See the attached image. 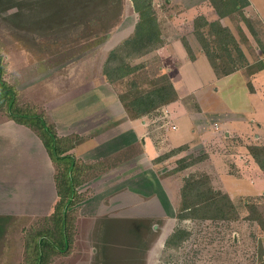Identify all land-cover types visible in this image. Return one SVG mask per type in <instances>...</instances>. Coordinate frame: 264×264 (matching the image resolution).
Instances as JSON below:
<instances>
[{
	"label": "rangeland",
	"instance_id": "obj_1",
	"mask_svg": "<svg viewBox=\"0 0 264 264\" xmlns=\"http://www.w3.org/2000/svg\"><path fill=\"white\" fill-rule=\"evenodd\" d=\"M6 1L8 0H5L4 3ZM254 2L260 8V12L256 9L250 10L249 5L246 14L255 26L258 36L252 33L241 16L237 17L239 21L229 17L222 19V22L229 25L238 38H240V33L236 27V22H239L243 27L244 33L249 39V42H242V47L250 62L249 67L244 73L235 74L228 78L226 81H228L229 89L224 90L219 84L216 86L209 84L213 70L207 58L203 56L208 68H205L204 72L200 69L198 74L194 73L197 85L203 84L201 91H198L199 101L193 92L184 96L186 103L193 109L192 118L195 126H199L202 132L208 133L205 146H203L202 141L197 140L193 147L187 144L190 148L160 163H155L152 159L154 156L164 153L169 145L167 147L151 146L146 153L149 156H145L146 154L143 155L146 150L144 148L145 141L141 134L147 128L148 131L152 130L149 131L150 134L148 135L154 138L152 140L154 144L158 141H164L165 138H163V134L161 135V130L165 128L164 126L169 128L171 125L174 118L171 109L166 107L167 109L161 110L163 112L158 118L154 121L150 119L144 126V118L131 117L119 99V91L125 86V83L114 85L106 80L102 72L110 51L134 31L137 13L133 8L132 0H121V5L117 2L114 3L112 12H108L104 19L97 23L95 21H97L100 12L96 10L92 13L94 8L89 10L91 14L80 11L82 13H79L78 16H71L70 12L69 15H66L70 8L76 9L78 7L79 9L80 6H76L78 4L76 0L64 2L66 10L62 12L63 16L58 17L51 25L45 24V19L48 20V17L39 16L42 13L41 9L34 19L32 17V19L14 18V15L10 14L13 10L0 13L2 77L15 92L16 105L28 111L44 112L49 121L56 127L59 135L77 136L79 140L76 141L74 153L78 159H96L112 164L110 169L99 173L79 186V191H84L88 196L105 193L114 195L118 191H122L119 189L120 187L127 188L129 183L143 181L141 178L143 176L144 179L154 178L157 183L158 180H162L166 187L168 193L166 199L157 204L158 208L148 210L142 218L127 219L121 215L116 217V214H112L111 218L96 217L92 220L86 218L82 224L125 229V227L137 226L141 220H147L154 224L152 230L162 240L166 239L171 230L179 224L193 227L190 220L181 221L177 218V206L180 203L185 172L175 173L169 169L174 166V161L180 156L188 153L195 155L207 153L208 157L191 169L207 170L213 177L214 185L221 187L235 198L240 212L239 223L241 225L232 221L230 228L228 223L221 224L220 228L217 227L218 229L211 227V225L197 227V231L195 230L191 235V239L186 242L185 247H182L187 253H182V258L179 261L166 259L170 258V255H165V242L163 246L158 242L156 252L151 255L153 264H264V256L259 257L257 253V237L261 233L253 224H249L243 218L247 213L243 206L245 196H255L259 202V207L264 211V171L257 164L248 147L249 144H264V67L262 69L256 68L257 62L264 60V0H254ZM154 4L158 11L163 36L171 40L185 37L187 40L185 42H188L191 51L196 47L199 52V44L194 39L192 32L193 11L190 10L189 16L186 15L187 18H183L182 22L179 20L177 23L173 22V18L179 11L182 12V9L191 8L197 4L201 5L197 9L213 20L217 16L213 18V7L209 0H171L168 3H165L164 0H155ZM85 25L93 28L94 34L86 36ZM107 27H110L108 34L106 32ZM105 34L107 35L105 36ZM185 42L182 41V45L186 51V59H191ZM171 44L176 46H173L172 50H176L179 46V43L174 41H171ZM198 52L195 50L193 53ZM132 62L143 63V67L129 77V79L137 81L141 89L151 88L154 80L162 81L164 79L163 74H166L174 84L176 77L181 76V71H186L184 59L181 58L175 63L174 59L163 58L157 51L134 59ZM82 63H85L86 67L90 65L86 73L80 72ZM56 80L58 81L56 82ZM232 84H235L233 88H236L239 93L237 90L232 92ZM217 86H219L220 91L214 94L213 90ZM49 88H57V92L50 98L47 97L49 96ZM233 96H237V100L233 99V102L229 103L228 98ZM73 98L80 100L75 104L77 109L73 107L67 109V105ZM211 98L217 99V103L223 108H228V105L242 107L233 112V125L228 119L213 115L218 121V129L214 126L213 116L205 117L196 111L200 106L199 103L206 105ZM58 103L62 105L58 106ZM178 107L174 106L173 112L180 113V107ZM5 110L3 108V111L0 110V112L3 113ZM5 112L9 114V111L6 110ZM87 115H92V117L86 119L85 116ZM127 118L131 120L126 121ZM254 119H257L259 123ZM13 122L17 123L18 121L11 120L5 122L4 125H15ZM18 123L15 125L18 130H23L24 134L29 133V135L27 134L28 142L35 141V144L44 146L41 138L37 139L33 135V132L36 133V131L31 126L26 123ZM186 125L188 126V123ZM233 127L238 128L241 133H249L252 136L227 137L225 131L234 132ZM30 135H33L35 140ZM257 135L261 138L256 139L255 136ZM109 151L116 153L110 156ZM39 164L37 158V163L32 166L40 179L50 180L45 185H48L51 194L53 193L56 197L57 188L55 191V181H52L56 173L53 160L49 156L47 157L48 169L39 167ZM143 173L144 175H142ZM121 180L126 182L123 186L122 183H119ZM24 186L25 183L18 184L17 191L19 192ZM150 187L152 186H146L144 192L141 189L142 186L137 187L139 188L137 190L143 192L144 201H150L151 204L161 197L158 196V192L156 194V191L148 190ZM8 198L10 201L11 197ZM58 198L56 197L54 206L49 205V203L46 204L47 201L40 206L37 209L39 216L32 214L27 218L24 216L23 220H8L6 224V226H10L8 228L3 226L4 218L0 217V263L2 260L4 261L3 264H22L24 262L27 234L31 230L42 229L46 224L45 218L52 214V212L49 214L46 212L49 209H55ZM13 204L14 201L9 206L4 205L3 207L9 210ZM78 221L79 218L77 229L80 224ZM152 230L150 229V232ZM119 231L128 233L124 236L125 239L131 240L137 236L133 231ZM101 235L96 234L98 237ZM108 235L113 236L114 233L110 231L105 235L107 238H111ZM139 236L141 235L139 234ZM233 236L238 240L237 245L231 244ZM80 242L76 238L71 254L56 258L52 264H90V260L82 258L83 247ZM3 256L5 258L1 259ZM134 257H137V251L125 252L120 258L131 261ZM139 257L138 255L137 260ZM91 264L95 263L92 262Z\"/></svg>",
	"mask_w": 264,
	"mask_h": 264
},
{
	"label": "trees",
	"instance_id": "obj_2",
	"mask_svg": "<svg viewBox=\"0 0 264 264\" xmlns=\"http://www.w3.org/2000/svg\"><path fill=\"white\" fill-rule=\"evenodd\" d=\"M65 1L67 0H39L37 14L40 13L41 9L42 13L39 16L48 17V20L55 21L58 17L63 16ZM76 1L78 2L76 6L79 5L80 7L79 9L78 7L76 9L70 8L71 16H78L82 12L91 14L89 10L94 8L92 13L96 10L100 12L96 23L104 19L108 12H112L114 3L122 4L121 0ZM170 1L164 0L165 3ZM209 2L216 12L217 18L211 20L204 13H200L195 16L193 21L192 32L200 50L206 55L218 77L231 74L239 69H246L250 62L244 52L242 42H249V39L239 22H236V27L240 33V38L235 35L229 25L222 22V19L229 17L239 21L237 17L241 16L252 33L258 36L255 26L246 14L250 0H209ZM132 3L137 13L134 31L110 51L102 72L106 80L114 85L125 83V86L119 91V99L131 117H147L154 121L160 116L161 110L167 104L178 99V91L166 74L162 75L164 77L162 81L154 80L153 86L148 89L139 88L137 81L129 79L143 67L142 62L133 63L132 60L154 53L168 42L163 36L158 11L154 4L155 0H132ZM84 27L86 36L94 34L93 28L89 25ZM109 30L110 27H107V34ZM182 41L187 40L183 37ZM185 45L190 53V58L195 59L194 51H191L188 42H185ZM257 63V69L264 67V60ZM1 66L0 64V110L5 108L18 122L31 126L41 138L56 166L54 180L59 200L52 214L45 218L46 224L42 229L31 230L27 234L26 258L22 264H52L56 258L69 255L74 248L79 204L88 196L84 191H79V186L99 173L110 169L112 164L108 161L78 159L74 153L76 141L79 140L77 136L71 134L61 136L44 112L28 111L18 107L15 103L14 91L9 89V84L2 77ZM248 147L251 155L264 171V144H253ZM187 148V144L173 147L156 156L153 160L155 163H160ZM207 157V153H199L198 155L188 153L177 158L174 161V166L169 169L175 173L185 172L180 203L177 206V218L181 221L190 220L193 227L183 224L174 227L165 241V255H170V258L166 259L181 260L182 253H187L182 247H185L186 242L191 239V235L197 227L211 225V227L220 228L221 224L228 223L230 228L232 221L241 225L239 223L240 212L235 198L221 187L215 186L213 177L207 170H192ZM243 206L247 210L243 217L244 220L251 225L253 224L261 233L257 237V253L259 257H262L264 256V211L259 207V202L255 196H245ZM140 223L142 224L140 225ZM138 225L134 226L133 229L149 227L152 230L154 224L151 221L141 220ZM215 232L218 231L215 230ZM157 237V234L152 230L151 244ZM231 244H238V240L234 236ZM136 258L134 257L133 260Z\"/></svg>",
	"mask_w": 264,
	"mask_h": 264
},
{
	"label": "crops",
	"instance_id": "obj_3",
	"mask_svg": "<svg viewBox=\"0 0 264 264\" xmlns=\"http://www.w3.org/2000/svg\"><path fill=\"white\" fill-rule=\"evenodd\" d=\"M199 7H201V5L196 4L194 7H191V8L187 7L185 9H182V12L179 11L178 12L179 15L176 14V17L173 18V22L177 23L178 20L179 22H182L183 18L184 19L187 18L186 15H188V12L190 10L193 11V14H194L193 18L200 13H204L200 11L199 9H197ZM249 9L250 10L256 9L258 12H260L259 10L260 8L255 4L254 0H250ZM212 14H213V18L217 16L214 10ZM193 18L191 19L192 26H193V21H194ZM167 40L169 41V43L167 42L165 45L160 47L157 50V52L163 58L168 57V58L174 59L175 63L176 61H179V59L181 58L184 59L186 71H181V76H178V78L176 77L175 82H174V86L176 87L178 91V99L170 102L162 109V110H165L167 108L169 110L171 109V113L173 114L172 117H174L172 119L170 127L168 128L167 126H164L165 128L161 130V135L163 134L162 136L163 138H165L164 141H158L157 143L154 144L152 142L154 138H152L151 135H148L150 134L149 131H152V130L148 131L147 128H145V130H143L142 132L143 134H141L145 141L144 148H146L145 151L143 150L144 151L143 155L147 153V150L151 146L167 147V145H169L167 150H165V152L173 147H179L185 144H190L191 147H193L194 142L197 140L202 141L204 143L203 146H205V140L208 134L207 132H202V129L199 128V126L198 127L195 126L193 118H192L193 109L191 108V106H189V104L186 103V100L184 99V96L187 93H192V92L195 93L198 98V91H201L203 84L201 83L200 86L197 85L194 73L198 74V71L200 72V69L203 70L204 72V69L208 68L207 63L204 61V58H203V56L206 57V55L201 50L198 52L197 48L195 47L193 51L195 52L196 50L198 52L195 54L196 58L194 60L189 59V58L186 59V51L184 50V46L182 45V39L174 38L173 40L171 39H167ZM171 41L179 43V46L177 47L176 50H172V47L175 45L173 44L170 45ZM208 63L211 69L213 70L209 60H208ZM245 70L246 69H239L231 74H228L222 77L216 76L213 70V74L211 75L212 78L209 84H213L214 86H216V84H219L221 87H223L224 90L226 88L229 89L228 81L226 80L230 78L231 76H234L235 74L244 73ZM246 77H248V75H246ZM231 86H232V92H235L237 90L236 88H233L235 84H232ZM245 90L247 91L246 87H245ZM219 91H220V88L219 86H217L214 88L213 93L216 94V93H219ZM237 98H238L237 96L229 97L228 102L231 103L233 102V99L237 100ZM198 101H199V98H198ZM199 105L200 106L196 110L199 114L205 117H209V118L213 115H217L223 119H228L231 125H233L234 123V120H233L234 118H232L234 116L233 112L242 108V107L228 105V103H227L228 108L220 107L219 104L217 103V99L215 98H211V100L206 105H204V103H199ZM174 106L180 107V108L178 107L180 109L179 111L180 113L175 112V111L173 112L172 108H174ZM91 117L92 115L85 116L86 119L91 118ZM129 118H127L126 121L131 120ZM143 118H144L143 119L144 126H146L147 121H150V119L147 117H143ZM212 119H214V123H215L214 126L219 129L216 116H213ZM254 120L257 121V123H259L257 119H254ZM186 123H188V126L186 125ZM4 124L5 123L0 124V147H6V145L11 146V142L7 144L5 139L12 140L15 137L14 135H17L21 141L20 144L22 145L20 149L24 151L23 153L30 152L31 154H33L34 159L33 158L30 159L27 155L23 157L21 159V162H22L21 167L15 175H11V176L7 175L8 177H6L0 174V190H3L4 188L8 190L7 194L0 193V217L6 218L9 215H13V212L16 211V209H19L22 215H24L26 218L32 214L39 216L37 209L40 206L45 204L46 201H47L46 204L49 203V205L54 206V203H55L54 201L56 200V197L58 198L57 192H56V197H55L53 193L51 194L50 192L51 190L49 189L48 185H45V183L46 182L48 183L50 180H47L46 178H44L45 180L40 179L38 175L36 174L34 167L32 166L34 163L35 164L37 163V158H38V161L40 162L39 167L43 169L45 168L48 169V165H46L48 153H46L47 151L45 150L44 146L35 144V141L28 142L29 139L27 137V134L29 135V133L27 132V134H24L23 130L22 131L18 130L15 127L16 123H14L15 125L13 124L4 125ZM173 125H176V127L174 128ZM233 131L234 132L230 133L228 130H226L225 131L226 136L227 137H230V136L235 137L236 135L239 137L244 136V135L252 136L249 133L248 134L241 133L240 131H238V128L236 127L233 129ZM33 135H30V136L31 138L34 139L35 137H33ZM255 137L256 139L261 138L258 135ZM249 145H253V144H249ZM113 153H116V152H112V153H110V151L108 152L110 156H112ZM145 156H149V155L146 154ZM93 160H96V159H93ZM50 164L52 165L51 161H50ZM9 167H12V164H10ZM142 175H144V173ZM141 178L143 181L141 182L134 181L132 183H129L127 184L129 186L127 188L120 187L119 189H121L122 191H118L114 195L111 193L89 195L87 196L86 199H84L79 204L78 223L80 224L77 229L78 234H76L77 235L76 238H78V241H81L80 244L83 247V251H82L83 257L82 258L83 259L87 258L88 260H90V264L92 262L95 264H153L151 255L156 252L155 249H156L157 243L160 242L161 246H163V243L166 241V239L162 240V238H160L158 235L154 243L151 244V238H150L151 232H150L149 227H142L140 229L134 230L130 226L125 227V229L124 228L118 229V228H111V227H106V226H96V224L94 225L82 224L83 220L84 219L86 220V218L90 220L96 217L97 218H105V217L111 218L112 214H116L117 215L116 217L121 215L123 218H127V219H130L133 217L142 218V216L147 214L148 210L150 209L154 210L155 208H158L157 204L161 202V200H165L166 197L168 196V193H167V190H166V187L163 181L158 180V183H157L155 182L154 178L150 179L149 177V178L144 179V176ZM54 179L55 178L53 176L52 181H55ZM27 180H29V183H35V184L38 183L39 185L37 184V188L35 187L34 190L31 192V194H28L25 196V193H26L25 189L27 190V186H28ZM128 181L130 180L128 179ZM22 183H25V186L21 187V190L18 192L17 191L18 184H22ZM119 183L120 184L122 183V186H123L126 182L121 180L119 181ZM148 185L152 186L148 188V190L156 191V194L158 192L159 193L158 196L161 197L156 202L154 201L151 204L149 203L150 201H144V197L142 196L144 195L143 192L146 190V186ZM139 186H142L141 189H143L142 190L143 192H140V190H137L139 189L137 188ZM54 187L56 191L55 182H54ZM7 196L11 197L10 201ZM13 201H14V204L12 207H10L12 208V210L10 211L6 210V208L3 207L4 205L9 206V204H11V202L13 203ZM134 204H135V207H133ZM51 212H53V209H49L46 212V214H49ZM2 224L4 223L2 222ZM119 230L133 231L135 235L137 236L135 238H132L131 240L125 239L124 236L127 235L128 233L124 231H119ZM110 231L114 233V235L113 236L108 235L111 238H107L105 235L108 234ZM97 233L102 234L101 237L96 236ZM139 234L141 236L138 237ZM134 251H137V258H138V255L140 256L138 260L136 258L134 260L129 261L127 259L120 258L121 255H123L125 252H134ZM62 257H66V256H62Z\"/></svg>",
	"mask_w": 264,
	"mask_h": 264
},
{
	"label": "flooded vegetation",
	"instance_id": "obj_4",
	"mask_svg": "<svg viewBox=\"0 0 264 264\" xmlns=\"http://www.w3.org/2000/svg\"><path fill=\"white\" fill-rule=\"evenodd\" d=\"M4 1L5 0H0V2H1L0 13L11 12V10H13V12H11L10 14H13L14 18H23V19H26V18L32 19L33 18L34 19L35 15L39 11V7H38L39 0H8L5 3H4ZM65 10H66V8L64 7V11ZM66 15H69L68 10H67ZM5 18H7V17H5ZM45 23L47 25H51V24H53V20H45ZM0 60H1V57H0ZM0 64L2 65L1 67H2V72H3L2 62ZM89 68H90V65H87V67H86L85 63H82L81 68H80L81 69L80 72L86 73ZM84 76L86 77V75H84ZM57 81L58 80H56V82ZM9 89L13 90L11 86H9ZM48 92H49V94H48L49 96H47V97L50 98L53 94H55L57 92V88H54V89L49 88ZM14 95H15V92H14ZM79 101L74 100V98H73L70 101V104L67 105V109L69 107H73V108L77 109V106L75 104H76V102H79ZM60 105H62V104L58 103V106H60ZM11 120L16 122V118L13 117L12 115L7 114L5 111L3 113L0 112V124L5 123L7 121H11ZM33 134H35L37 136V138L39 139V136L36 133L33 132ZM14 136L15 137L12 140L5 139L7 144H9L11 142V146L6 145V147H0V174L4 175L6 177L11 176V175H15L17 173V171H19L21 164H22L21 159L23 157H25L27 155L30 159L33 158V154H31L30 152L23 153L24 151H22V149H20L22 147V145L20 144L21 141H20L19 137L17 135H14ZM44 148H45V146H44ZM45 150L47 151L46 153H48L47 155L50 157L48 150L46 148H45ZM10 164H12L13 168L9 167ZM33 180H35V179H33ZM37 184L38 183H36V184L35 183H29V180H27L28 186H27V190L25 189V191H26L25 196L28 194H31V192L34 190V188L35 187L37 188ZM12 191H13V189H12ZM0 193L7 194L8 190L4 188L3 190H0ZM10 209L12 210V208H9V210ZM23 218H24V215H22V213L20 212L19 209H16V211L13 212V215H9L8 217L4 218V220H3L4 225L3 226L5 228L10 227V226H6L8 220L10 221V219L13 221H19L20 219L23 220ZM4 241H7V240H4ZM3 258H5V256L1 257V259H3ZM3 262L4 261L2 260L0 264H3Z\"/></svg>",
	"mask_w": 264,
	"mask_h": 264
},
{
	"label": "built area",
	"instance_id": "obj_5",
	"mask_svg": "<svg viewBox=\"0 0 264 264\" xmlns=\"http://www.w3.org/2000/svg\"><path fill=\"white\" fill-rule=\"evenodd\" d=\"M173 127L175 128V127H176V125H173Z\"/></svg>",
	"mask_w": 264,
	"mask_h": 264
}]
</instances>
